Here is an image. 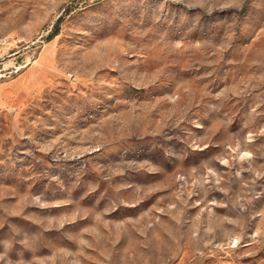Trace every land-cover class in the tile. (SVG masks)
<instances>
[{
	"label": "rangeland",
	"instance_id": "1",
	"mask_svg": "<svg viewBox=\"0 0 264 264\" xmlns=\"http://www.w3.org/2000/svg\"><path fill=\"white\" fill-rule=\"evenodd\" d=\"M0 264H264V0H0Z\"/></svg>",
	"mask_w": 264,
	"mask_h": 264
}]
</instances>
